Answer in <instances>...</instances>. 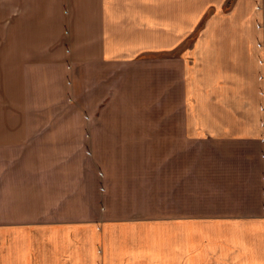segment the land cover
I'll use <instances>...</instances> for the list:
<instances>
[{"label": "crops", "instance_id": "crops-1", "mask_svg": "<svg viewBox=\"0 0 264 264\" xmlns=\"http://www.w3.org/2000/svg\"><path fill=\"white\" fill-rule=\"evenodd\" d=\"M0 264H264V0H0Z\"/></svg>", "mask_w": 264, "mask_h": 264}, {"label": "rangeland", "instance_id": "rangeland-1", "mask_svg": "<svg viewBox=\"0 0 264 264\" xmlns=\"http://www.w3.org/2000/svg\"><path fill=\"white\" fill-rule=\"evenodd\" d=\"M75 104V100H71L70 98V108L73 107ZM72 119V118H70ZM132 153L130 154L131 157L137 158L138 159V165L140 172L139 175L134 173L135 177H140L139 180L133 181L134 184V189L133 194L129 198H122L121 204H127V205H151V206H156L157 205V200H158V191L159 187L161 189V193L163 195V186L159 184L158 186V181H157V150H145L142 151L140 154L141 150H130ZM125 155L124 150H121L118 154L117 157H123ZM141 158V161L140 159ZM160 175V174H159ZM160 183V182H159ZM165 200L167 202V199L165 197ZM164 201L162 200V205Z\"/></svg>", "mask_w": 264, "mask_h": 264}]
</instances>
